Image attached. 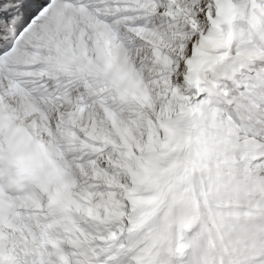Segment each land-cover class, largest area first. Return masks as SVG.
Returning <instances> with one entry per match:
<instances>
[{
	"label": "snow or ice",
	"instance_id": "snow-or-ice-1",
	"mask_svg": "<svg viewBox=\"0 0 264 264\" xmlns=\"http://www.w3.org/2000/svg\"><path fill=\"white\" fill-rule=\"evenodd\" d=\"M244 10L234 0H0V173L14 183L17 162L47 153L48 143L64 131L76 148L67 154L60 148L66 207L53 210L51 194L28 207L18 191L0 188V264L187 259L183 236L174 248L142 235L132 238L138 197L130 194L122 159L129 149L138 154V147L116 129L123 123L133 134L136 122L147 119L162 142L165 128L172 131L166 163L180 179L177 195L197 213L202 203L237 204L241 190L226 178L221 162L210 158L209 145L193 140L187 98L177 85L185 61L195 83L203 65L222 59L215 53L231 39L233 22ZM205 19L211 23L206 35ZM121 55L142 92L138 101L122 95L109 71ZM101 128L106 135L99 134ZM141 131L147 139L149 132ZM247 196L256 216L264 218V179ZM218 217L213 225L234 231L239 241L197 253L195 264H226V254L228 264H251L264 256L257 232L240 216Z\"/></svg>",
	"mask_w": 264,
	"mask_h": 264
},
{
	"label": "clouds",
	"instance_id": "clouds-1",
	"mask_svg": "<svg viewBox=\"0 0 264 264\" xmlns=\"http://www.w3.org/2000/svg\"><path fill=\"white\" fill-rule=\"evenodd\" d=\"M257 36L264 39V35L259 31ZM130 67L127 58L121 55L113 60L109 71L113 74L122 95L129 100L138 101L142 98V92L134 82ZM136 125L133 134L129 133V126L123 123L116 129L138 147V154L129 149L122 159L125 181H131L133 185V192L130 194L138 197L132 220L133 228L137 231L133 232L132 238L142 235L146 242L152 241L165 248L171 245L174 248L183 236L186 246L183 255L187 257L183 264H195L196 254L212 251L213 245L219 249L224 242L229 245L237 243L239 237L234 231L217 229L212 221L218 220V213L232 212L239 216L243 209L216 202L210 206L202 203L199 213L194 207H189L177 195L180 179L169 169L166 157L162 155L168 152V149L157 143L155 135L151 138L149 135L147 139L143 136L141 129L150 134L156 133L155 127L147 119L138 120ZM107 132V128L99 130L100 135H106ZM217 134H221L219 128ZM70 136V133L64 131L59 138H54L53 142L48 143L47 153L39 152L33 158L17 162L16 168L13 169L14 183H8L6 172L0 173V188L18 191L21 196L20 203L28 207L37 206L41 198L48 194L54 197L50 204L53 210L57 204L66 207L68 199L61 180L64 164L60 148L63 146L65 154L76 150ZM209 148L211 150L213 145H209ZM49 155L58 163L53 164L48 158ZM161 169L166 171L162 172ZM228 195L231 196V193ZM117 214H120L118 209ZM176 264H181L180 255L176 256Z\"/></svg>",
	"mask_w": 264,
	"mask_h": 264
},
{
	"label": "rangeland",
	"instance_id": "rangeland-1",
	"mask_svg": "<svg viewBox=\"0 0 264 264\" xmlns=\"http://www.w3.org/2000/svg\"><path fill=\"white\" fill-rule=\"evenodd\" d=\"M253 1V11L249 10L248 15L233 22L232 37L228 40L230 50L225 53V57L210 65H203L195 75V83L188 79L190 69L185 61L183 71H187L188 75L182 76L180 72L177 85L181 95L187 98V109L190 105L196 109L198 127L193 140L199 139L203 144L213 145L209 156L212 160L221 162L226 178L242 189L239 197H246L251 189H243L238 181L237 170L241 163L234 156L232 139L238 137L232 129L235 124L258 121V117L264 116L261 110L264 103V39L257 36L258 31L264 35V0ZM234 2L239 3L240 0ZM203 23L201 22V27L206 32L209 24ZM217 128L221 130L219 135ZM149 135L150 138L155 135L161 147L173 150V143L169 138L166 137L162 142L156 133ZM166 154L167 152L162 153L163 156ZM245 212L239 215L241 222L253 225L255 220H264L256 216V210L251 206ZM249 213L253 214L251 219ZM252 262L264 264L261 259H252Z\"/></svg>",
	"mask_w": 264,
	"mask_h": 264
},
{
	"label": "bare ground",
	"instance_id": "bare-ground-1",
	"mask_svg": "<svg viewBox=\"0 0 264 264\" xmlns=\"http://www.w3.org/2000/svg\"><path fill=\"white\" fill-rule=\"evenodd\" d=\"M253 2H254L253 0H240V2L237 3V4L243 3L245 5V10L242 16L248 15L250 13L249 10H252L253 8L254 5ZM203 22L209 24L208 26L209 28L206 30V32L211 31L210 21H207L205 19L204 21H202V23ZM228 50H230L229 42H227V44L224 47L217 50L215 55L217 57H225V53L228 52ZM181 75L187 76L188 75L187 71H182ZM261 110L263 111L264 114V103L261 107ZM195 115H196V109L193 106L188 107V120L192 125L191 136L193 139H194V134H196L198 127V123L195 119ZM258 118H260L258 119V121H245L244 123L241 122L238 123L237 125L235 124V126L233 127L234 129H232L234 130L233 131L234 134L238 137L237 139L234 138L232 139L234 144L233 151H234V156L239 161V163H241V165L237 170V177L243 189H252L260 180L264 179V116ZM168 137L169 139L168 138L167 139L171 140L172 143H174L173 135H170ZM247 197H248L247 195L246 197L241 196L239 197V202L237 204L235 205L230 204L228 206L229 207L232 206L237 209H243V212H245L246 210H248V208H250V205L247 203L248 200ZM253 222H254L253 225L250 224L249 227L253 231L257 232V236H256L257 248L264 249V220L258 219ZM230 259L231 257H229L226 254L225 255L226 264H228ZM260 259L264 260V256L257 258L255 260L259 261ZM183 262L184 260L181 261V264H183ZM253 262L251 264H254Z\"/></svg>",
	"mask_w": 264,
	"mask_h": 264
}]
</instances>
